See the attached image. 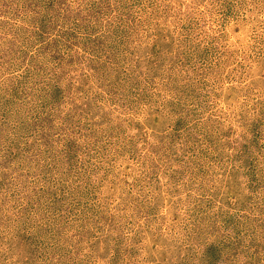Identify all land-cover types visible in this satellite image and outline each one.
I'll list each match as a JSON object with an SVG mask.
<instances>
[{
    "label": "rangeland",
    "instance_id": "1",
    "mask_svg": "<svg viewBox=\"0 0 264 264\" xmlns=\"http://www.w3.org/2000/svg\"><path fill=\"white\" fill-rule=\"evenodd\" d=\"M0 264H264V0H0Z\"/></svg>",
    "mask_w": 264,
    "mask_h": 264
}]
</instances>
